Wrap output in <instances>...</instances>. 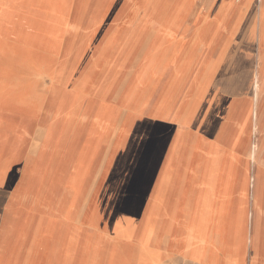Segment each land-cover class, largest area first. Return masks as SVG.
<instances>
[{"label":"bare ground","instance_id":"6f19581e","mask_svg":"<svg viewBox=\"0 0 264 264\" xmlns=\"http://www.w3.org/2000/svg\"><path fill=\"white\" fill-rule=\"evenodd\" d=\"M103 1L85 0L77 7L79 12L86 14L87 8L95 6L91 16L94 17L101 10ZM151 3L150 9L157 10V18L163 19L165 27L140 75L124 85L119 84L117 74L113 73L104 88L105 93L98 99L88 96L108 66L110 54L122 50L126 58L136 42L137 30L121 47L127 35L125 19L121 27L106 36L99 52V62L89 67L82 84L72 90L59 89L51 99L50 109L42 113L43 99L38 96L41 81L46 80L54 69L75 0H0V180L4 176L9 181L16 180L13 170L5 173L1 168L21 159L26 143L24 131L40 118L47 117L43 125L37 124L30 147V154L34 155L32 161L10 191L0 186V211L6 205L17 215L12 229L0 236V264H20L21 258L24 259L21 264H92L98 252L89 242L80 248L78 236L82 226L95 224L101 231L131 240L145 214L136 249L127 251L125 259L116 253L111 260L113 264L121 260L154 264L156 258L150 243L156 219L165 203L172 212L171 246L181 251L184 238L193 235L198 214L192 208L194 203L200 205L197 203L200 200L196 199L201 197L200 179L204 176L205 160H209L210 151L219 142V129L229 133V122L233 117L232 106L223 89L244 83L242 72L248 71H244V66L246 63L250 65L252 58L250 55L235 58L232 37H244L252 45L257 42L261 49L264 45V18L259 14L255 24L245 19L251 0H236L237 8L233 3H224L218 10L219 17L231 10L229 28L233 36L221 41L212 56H204L206 66L201 73V83L193 93L190 105L180 109L181 127L188 125L197 132L193 141L185 131L173 127L170 116L198 58L207 52L205 50L210 47L217 29L215 26L211 35L200 29L194 31V35L201 33L203 37L188 44L185 31H190L191 25L186 26L185 18L191 15L194 0H180L174 6L164 0H152ZM100 31L103 34L100 36L106 35L103 29ZM147 35L152 36L150 32ZM149 37L146 36L144 41ZM260 54L261 51L254 69L257 79L264 71V58L260 62ZM231 67L232 73L228 75L226 71ZM108 92H118L119 104L102 99V95ZM157 93L160 95L156 104L147 116L144 115ZM88 101L90 122L77 135L70 136L71 123L69 119L67 121V114ZM250 118L252 125L248 126ZM129 125L131 132L127 135ZM242 126L241 133L250 147L252 133L256 137L259 134L258 118L253 120L249 113ZM206 130H212V133L209 135ZM195 140L204 144L206 149L199 153L190 152L189 164L200 165V169L195 168L193 172L190 165L186 169L183 155L186 143L195 144ZM124 141L122 148L120 144ZM106 144L109 145L107 157L78 223L69 225L40 220L34 234L30 233V214L39 212L46 199L54 197L61 187L69 191V208L80 203L94 174L101 148ZM256 162L264 165V160L255 159ZM229 170L234 172L235 169L226 159L220 186L231 185ZM219 187L217 191H220ZM169 193L173 199L167 201ZM186 193L198 197L192 196L186 205ZM26 194H34L37 204H25ZM227 199L219 194L213 208L216 214L214 224L208 235L217 231L221 240L212 245L226 257L233 256V260H238L236 257L243 248L244 215ZM213 211L208 209L207 214ZM29 238L32 240L24 255ZM213 254V250H206L205 258L211 259Z\"/></svg>","mask_w":264,"mask_h":264},{"label":"rangeland","instance_id":"374dc122","mask_svg":"<svg viewBox=\"0 0 264 264\" xmlns=\"http://www.w3.org/2000/svg\"><path fill=\"white\" fill-rule=\"evenodd\" d=\"M179 1L180 0H164V3L171 2L172 6H174ZM205 1L206 0H194L192 13L189 17L185 18V23L186 26L191 25V18L194 17V20L196 22L194 31L196 32L198 29H200L201 31L208 33V35H211L212 30L216 26V36L214 37L210 47L205 50L207 51L205 57H209L212 56L216 47L221 41H224V39H226L227 37L231 38V36H233V31L229 28L231 10L229 11V13L225 14L222 17H219V14H217V12L221 8L222 4H234L236 3V0H209L208 2L210 4L208 6H204L206 4ZM84 2L85 0H75L76 5H74L73 13L68 19V31L65 33L64 38L62 39L61 51L56 58L54 69L50 72L51 75H49L46 80L41 81V87L39 88L38 96L43 99L42 113L50 109L51 99L59 89L72 90L82 84V79L90 69L89 67L96 65V63H98L100 60L99 52L102 51V46L104 45V42H106V36L111 34L115 29L121 27L124 24L125 19L127 35L125 40L121 44V47L124 46L127 39L132 37L137 30L136 42L134 45H132L133 47L130 48V52L129 54H127L126 58H124V56L122 55V50H118L114 54H110L108 58V60L110 61L108 66L101 72L99 81L96 82L93 87H91L92 91L90 92V94H88L90 99H98V96L100 94L105 93L104 88L107 85L108 79L113 73L117 74L116 79L119 78V84L122 82L125 85L126 82L130 83L131 81H133V79L137 78L140 75L143 67L148 62L150 52L153 50V47L156 45L157 40L163 33L165 23L164 21H162V18H157L156 9H150L152 6V0H104L103 4L100 7L101 10L94 17L91 16L93 14L95 6L92 8H87L86 14L79 12L80 8L77 6H80ZM261 6L262 0H251L249 11L247 12L246 10V13L244 15L245 19H250L251 23L255 24L258 21L259 14L262 18H264V7L262 9ZM140 25H142V27ZM100 29H103V33L106 34L105 36H100L103 35ZM152 30L155 32V34L153 37H149L147 33H151ZM188 33L189 30L185 31V42H187L188 44L189 42H193V40H200L203 37L200 33L198 36L192 34L191 36H188L189 38H187L186 36ZM146 36H148L149 39H146V41H144ZM232 38H234L235 44L232 45L235 49V58L243 55H250V57H252L253 59L255 58L256 62L261 51L260 62H262V58H264V45L261 47V49L259 48L258 52L256 53V47H259L257 42L252 45V42L244 37L238 38L237 36H235ZM141 43L144 44L143 47H141ZM82 50L84 51L83 53ZM137 50L138 53L136 54ZM204 64L206 66V62L204 61V58H202L200 65L194 71V77L197 74L200 76L195 77V80L191 78L188 79L178 97V100L176 102L177 104L170 116V121H172L173 127L176 130L180 131L182 129V131H185L187 136L191 137L193 141L194 139H196L195 137L197 136V132L195 129H190L188 125L181 127L180 109L189 106L192 102L194 96L193 93L198 88L199 83H201V73L204 69ZM248 67L250 69L251 66L249 65V63H246V65L244 66V71L248 69ZM247 72L248 71L242 72V82L244 83L228 85L223 89L225 91V94L228 96L227 102H229L232 106L233 112L231 114H233V117H231V120H233L236 115H241L238 119L237 127H234L229 131L231 139L228 142L224 140L227 134L225 133V130L223 128L219 129V142L215 143L212 151H210L209 160H205L206 168L204 167V176H202L200 179L202 182L200 186L201 197L200 199H196L200 200L197 201V203L200 202V205L194 203V207L192 208L194 213L198 214L197 224L193 234H197L199 236L207 237L209 231L211 230V225L214 224L216 214L214 213L213 208L215 209L214 205H217L220 193L228 198V202L232 201L233 205L236 204V206H238L237 208L242 209L244 206V201L238 203L235 199V195L239 193L241 196H246L247 182H243L241 184L240 181H242L243 177L245 180H247V176H249L250 184H252V171L256 168L258 170L259 179H261L262 177L264 165H260L257 162L255 164V159L264 160V71L261 73L260 79H257L255 70L254 72L252 71L253 77H250V75L247 76ZM226 73L228 75H231L232 67L228 68ZM189 80L191 81L189 82ZM245 80L249 81L245 82ZM193 81V86L191 87L189 95L187 96L188 88ZM165 83L166 81L163 82L161 89L163 88V85H165ZM160 92L161 91H159V93ZM159 93H157L155 98H153L144 115L147 116L150 113L152 107L157 102V99L160 95ZM117 95L118 92H108L107 94H105V96L102 95V99L108 103L117 105L119 104V97ZM241 97L247 99L250 104L252 103V106L248 109L243 107L240 100ZM249 113L252 114L253 120L254 118H258L260 124L258 136L256 137V135L252 133V144L250 145V147L248 146V142H246L243 134L241 133V129L243 128L242 124H244L245 121V116ZM68 119L71 123L69 135L75 136L83 127H85L90 122L89 101L85 102L80 108H75L69 114H67V121ZM251 120L252 118L249 120L250 123ZM45 121H47V117L40 118L36 122V124L33 125V127L27 128L24 131L23 137L26 143L21 155V159L13 165H7L5 169L1 168L3 171H5V173L13 170L14 174H16L15 181L14 179L13 181L7 180L6 176L1 178L0 186H2L5 191H10V189L14 187V185L18 181V178L21 176L27 165H29V163L32 161V157L34 155L32 156L30 154V147L37 132V124L43 125ZM119 126H121V123ZM130 126L131 125H129L128 127L127 135H129L131 132ZM210 133H212V130L207 131V134L210 135ZM260 134L261 138L259 137ZM124 145L125 141L120 144V147L123 148ZM204 149H206V147H204V144L196 140L195 144L190 141L186 143V148L183 155L186 169L187 165L191 166V171L193 172L195 171V168L200 169V165L198 164H189V154L190 152H203ZM108 150L109 145L106 144L102 146L100 158L96 161L94 174L90 178L87 189L82 196L80 203H78L70 210L68 206V194L66 190L62 189L61 187L60 190L56 192L54 197H51V199H46L42 211H40L39 213L33 212L32 214H30L31 233L33 231V225L38 220H40V218L42 221L54 219L59 223L61 221H64L63 219L65 217H68V221L73 222L77 218V216L80 215L82 210L87 205L86 203L89 194L93 185L95 184L97 176L99 175V171L101 170L103 163L105 162ZM243 156L246 158L245 160ZM226 159L230 162L231 166L235 170L234 172L229 170L228 176L230 177L231 185L220 186L223 164ZM243 161H246L247 163L245 167L242 166ZM244 170L245 173H243ZM218 187L220 191H217ZM216 194H218V196H216ZM192 196L189 193H186L184 195V199L186 201L184 202V204L189 205L188 199ZM260 196L261 195L259 193L256 199V204H258V206H260L258 200ZM8 200L9 199L7 197L6 201ZM23 201L25 204H37V197L34 194H26ZM5 206L6 205H4L0 211V236L12 229L13 222L17 218L16 213ZM208 209H211L213 213L207 214ZM68 214L71 215L67 216ZM185 231L186 229L184 228V234L186 233ZM88 236L89 233L86 230H83L78 237L79 246L86 243V238ZM99 247L102 248V245L100 244ZM236 258L238 260H233V263L239 264V255H237ZM167 264H183V262L172 261Z\"/></svg>","mask_w":264,"mask_h":264},{"label":"crops","instance_id":"0c3cea01","mask_svg":"<svg viewBox=\"0 0 264 264\" xmlns=\"http://www.w3.org/2000/svg\"><path fill=\"white\" fill-rule=\"evenodd\" d=\"M169 3L172 5L171 2ZM209 4L210 3L208 2L204 6H208ZM232 5L236 6L237 8V4L234 3ZM190 23H191V30L187 34L186 36L187 38H189L188 36H191L195 30L194 26L196 22L194 20V17L191 18ZM151 34L153 37L155 32L152 30ZM258 50L259 47L257 46L256 53L258 52ZM206 53L207 52H203L200 55V57L198 55L199 58L189 78L194 79L195 77L200 76L197 74L194 77V71L200 65L202 58H204L205 61L204 56ZM250 66L251 67L250 69L248 68V72L250 77L251 76L253 77L252 71L254 72V66H256V62L253 58L251 59ZM204 68H205V64H204ZM190 81L191 80H189V82ZM193 83L194 81L190 84L188 88L187 96L189 95ZM252 83H253V79H252ZM240 100L242 102L241 104L246 109L252 106V103L250 104L249 101H247V99L241 97ZM240 115L241 114H239L238 116L236 115L234 119L229 122V129H233L234 127H237V123ZM250 125H252V120L251 123L250 121L248 122V126ZM259 137L261 138V134L259 135ZM230 139H231L230 134L227 133L224 140L228 142ZM243 158L244 160L246 159L244 156ZM242 164H243L242 166L245 167L247 163L246 161H243ZM252 177H253L252 184H250L249 176H247V180H245L243 177L242 181H240L241 184L243 182H247L246 196L245 197L241 196L239 193L235 195V199L238 203L244 201L243 202L244 206L241 209L244 215V223H243L244 236H243V248L239 254V264H264V166H263V173L261 179H259L257 168L252 171ZM66 192L68 194V199H69V193H68L69 191L66 190ZM259 193L261 195L258 198L260 206L256 204L257 203L256 199ZM172 196H173L172 193H169L166 196V200L169 201L170 199H173ZM99 197H96V199H98ZM149 200L151 202L152 197H150ZM93 205H94L93 207H95V203ZM87 206L88 204L85 206V208H87ZM85 208L82 210L80 215L77 216V218L73 222L68 221L69 220L68 217H65L63 219L64 221H61L59 223L54 219H51V221H55L58 224H64V223H68L69 225L76 224L82 218ZM40 211H42V209L39 210V212ZM39 212H34V213H39ZM171 214L172 212L170 207L167 205V203H165L163 209L161 210L160 214L156 219L155 222L156 228L154 230V235L150 243V247L154 251V255L156 258V262L154 264H167L172 261H181L183 262V264H234L232 259L233 256L232 258L226 257L221 250L216 249L214 245H212L213 243L215 244L221 240L220 234L215 230L212 231L207 237L199 236L197 234H193L192 236L188 235L187 238H184L181 251L171 246L170 241L171 238L173 237L171 234L172 226H173ZM69 215L71 214H68L67 216ZM145 215H143L140 221L138 222L137 234L131 240L119 236H115L109 232L101 231L100 229H98V226H96L95 224H86L82 226L80 234L82 233L83 230H86L89 233V236L86 238V244L87 242H89L97 249L98 252L97 257H95V259L92 261V264H113L111 257L114 254L117 253V255L120 256L119 258L125 259V255L127 251L135 250L137 247L139 232L146 218ZM40 220H38L36 223H38ZM36 223L33 225L32 234H34L35 230L37 229ZM28 229L29 232L31 233V225ZM31 240L32 238H29L28 243L23 250L24 255L27 250V246H29ZM100 244L102 245V248L99 247ZM82 246L83 244L80 245V248ZM206 250H211V251L213 250L214 253L213 258L211 259L205 258L204 251ZM23 261L24 259L22 260L21 258L19 263L21 264L23 263ZM115 264H134V263L130 261L121 260Z\"/></svg>","mask_w":264,"mask_h":264}]
</instances>
